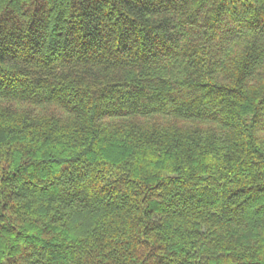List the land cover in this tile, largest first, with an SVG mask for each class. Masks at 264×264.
<instances>
[{"label": "trees", "instance_id": "trees-1", "mask_svg": "<svg viewBox=\"0 0 264 264\" xmlns=\"http://www.w3.org/2000/svg\"><path fill=\"white\" fill-rule=\"evenodd\" d=\"M0 264H264V0H0Z\"/></svg>", "mask_w": 264, "mask_h": 264}]
</instances>
